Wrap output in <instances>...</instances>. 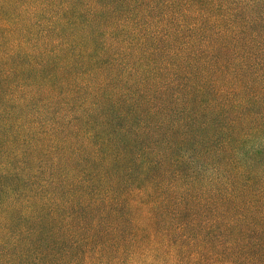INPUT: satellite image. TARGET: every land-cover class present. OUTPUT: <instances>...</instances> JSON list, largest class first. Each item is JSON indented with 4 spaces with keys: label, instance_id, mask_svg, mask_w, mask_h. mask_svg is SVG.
<instances>
[{
    "label": "trees",
    "instance_id": "1",
    "mask_svg": "<svg viewBox=\"0 0 264 264\" xmlns=\"http://www.w3.org/2000/svg\"><path fill=\"white\" fill-rule=\"evenodd\" d=\"M0 264H264V0H0Z\"/></svg>",
    "mask_w": 264,
    "mask_h": 264
}]
</instances>
